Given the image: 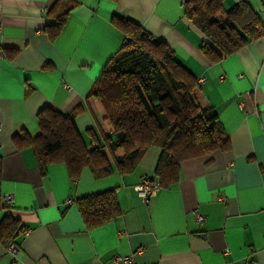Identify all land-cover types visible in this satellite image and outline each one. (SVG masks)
I'll list each match as a JSON object with an SVG mask.
<instances>
[{"label": "crops", "instance_id": "crops-1", "mask_svg": "<svg viewBox=\"0 0 264 264\" xmlns=\"http://www.w3.org/2000/svg\"><path fill=\"white\" fill-rule=\"evenodd\" d=\"M184 1L0 0V227L6 216L17 223L16 234L0 233V264H264V34L213 61ZM240 1L224 0V8ZM248 1L264 24V0ZM72 5L54 33L55 15ZM116 16L138 21L172 48L230 137L228 149L184 160L168 186L155 174L158 147L129 173L96 178L87 167L72 178L64 162L42 174L32 146L15 140L39 132L46 107L78 109L86 141L89 129L100 136L106 112L89 94L126 43ZM146 178L160 184L147 200L137 189ZM109 188L121 215L88 227L78 199ZM7 193L15 197L11 208ZM126 255L133 262L114 259Z\"/></svg>", "mask_w": 264, "mask_h": 264}, {"label": "trees", "instance_id": "trees-1", "mask_svg": "<svg viewBox=\"0 0 264 264\" xmlns=\"http://www.w3.org/2000/svg\"><path fill=\"white\" fill-rule=\"evenodd\" d=\"M184 6L187 18L205 35L202 48L213 61L264 34V24L248 0L229 10L224 0H185ZM72 7L57 12L54 33L64 25ZM115 21L126 43L107 62L89 94L106 111L100 136L89 129L90 141H86L75 123L78 109L64 113L46 107L38 115L39 132L15 136V140L32 146L42 174L49 164L64 162L72 178H79L87 167L96 178L129 173L148 149L158 147L161 153L155 174L162 186H168L179 179L184 160L228 149L230 137L216 109L199 101L197 77L172 48L132 18L116 16ZM78 204L88 227L122 213L116 188L80 197ZM16 228L17 223L6 216L0 233L10 237Z\"/></svg>", "mask_w": 264, "mask_h": 264}, {"label": "built area", "instance_id": "built-area-1", "mask_svg": "<svg viewBox=\"0 0 264 264\" xmlns=\"http://www.w3.org/2000/svg\"><path fill=\"white\" fill-rule=\"evenodd\" d=\"M202 80H200L201 82ZM1 122H0V128H1ZM137 189H138V192L140 194V196H142L144 199H149V197H151L152 195L156 194L159 189H160V184L155 180V179H150V178H146L142 181V183H140L138 186H137ZM4 199L7 203V205L11 208L15 205V197H14V194L13 193H7L5 196H4ZM197 218H198V221H202L204 219V217L197 213ZM23 234L25 236L29 235L30 234V230L29 229H25L23 231ZM12 247H14V245L12 244ZM114 259L116 261L118 260H124L126 263H131L133 262V257L131 255H126V256H116L114 257ZM246 264H259L258 261L256 260H251V261H248Z\"/></svg>", "mask_w": 264, "mask_h": 264}, {"label": "rangeland", "instance_id": "rangeland-1", "mask_svg": "<svg viewBox=\"0 0 264 264\" xmlns=\"http://www.w3.org/2000/svg\"><path fill=\"white\" fill-rule=\"evenodd\" d=\"M106 112V111H105Z\"/></svg>", "mask_w": 264, "mask_h": 264}]
</instances>
